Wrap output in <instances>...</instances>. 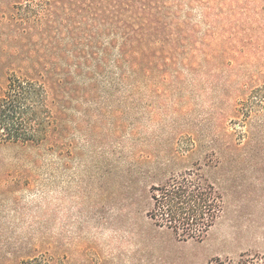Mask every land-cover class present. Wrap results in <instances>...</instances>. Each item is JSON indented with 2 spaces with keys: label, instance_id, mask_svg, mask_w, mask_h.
Returning <instances> with one entry per match:
<instances>
[{
  "label": "rangeland",
  "instance_id": "rangeland-1",
  "mask_svg": "<svg viewBox=\"0 0 264 264\" xmlns=\"http://www.w3.org/2000/svg\"><path fill=\"white\" fill-rule=\"evenodd\" d=\"M23 2L0 0V93L29 52L59 42L58 52L70 54L69 10L12 32L1 16L28 14ZM171 3L173 16L150 31L161 40L151 45L147 88L90 98L101 131L87 139L75 132L73 153L0 142V264L33 256L48 264H264V111L247 127L238 105L264 87V10L248 24L228 0ZM188 170L222 197L201 240H181L146 214L150 186Z\"/></svg>",
  "mask_w": 264,
  "mask_h": 264
},
{
  "label": "trees",
  "instance_id": "trees-1",
  "mask_svg": "<svg viewBox=\"0 0 264 264\" xmlns=\"http://www.w3.org/2000/svg\"><path fill=\"white\" fill-rule=\"evenodd\" d=\"M67 1L61 5L54 0H24L17 5L28 14L14 17L4 11L1 16L7 26L17 27L11 28L12 32L24 23L40 25L45 12L56 14L57 9L63 14L68 9L72 17L70 54L58 52V42L43 47L41 53L35 50L36 55L29 52V64L13 63L7 71L0 93L1 143L46 142L48 151L60 147L73 153L75 132L87 139L104 127V122H98L92 114L90 98L102 91L133 92L140 82L147 88L156 57L151 45L161 40H154L151 34L166 16H173L174 0ZM227 6L231 12L246 16L244 21L251 24L264 10V0H228ZM202 9L203 17L208 18L210 8L205 5ZM159 58L164 60L166 56ZM136 59L140 68L135 66ZM250 94L247 101L238 104L247 127L250 115L264 111V87L254 88ZM95 104L100 114L101 105ZM150 200L147 216L181 240H201L222 211L221 195L198 170L171 175L164 184L150 186ZM49 259L33 256L20 264H48Z\"/></svg>",
  "mask_w": 264,
  "mask_h": 264
}]
</instances>
